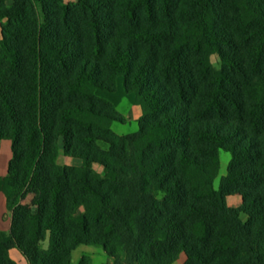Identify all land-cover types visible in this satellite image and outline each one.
Wrapping results in <instances>:
<instances>
[{
	"label": "trees",
	"instance_id": "trees-1",
	"mask_svg": "<svg viewBox=\"0 0 264 264\" xmlns=\"http://www.w3.org/2000/svg\"><path fill=\"white\" fill-rule=\"evenodd\" d=\"M3 140L0 264H264V0H0Z\"/></svg>",
	"mask_w": 264,
	"mask_h": 264
},
{
	"label": "rangeland",
	"instance_id": "rangeland-1",
	"mask_svg": "<svg viewBox=\"0 0 264 264\" xmlns=\"http://www.w3.org/2000/svg\"><path fill=\"white\" fill-rule=\"evenodd\" d=\"M65 2H74V0H64ZM40 14V9H39ZM40 19L43 24V17L40 14ZM212 63H216L218 58L216 55L210 57ZM118 112L121 115H125L128 122L126 124H119L113 123L112 129L117 134H126L136 130V121L140 116V108L135 106H128L125 102L121 103L118 107ZM11 158V143L8 140H3L0 142V230L8 231L10 227V213L6 209L5 205V192H4V177L7 171V165ZM65 164L68 165H81V162L78 160H73L69 158L62 159ZM230 160V156L226 152H221L220 155V166H219V173L217 178L214 181L215 187L218 186L219 180L221 177L226 175L228 163ZM95 170L99 173H102V168L100 166H94ZM30 197H28L25 202L29 203ZM227 204L230 207H238L241 204V198L239 196H232L227 198ZM242 221L246 220L244 215H241ZM46 245V244H45ZM87 255L89 256L94 264H101L104 262H110V259L104 254L103 250L99 247H80L74 254H73V261L76 264L81 256ZM12 259L17 262V264H27L23 257L18 253L17 250L11 251ZM184 256H181L178 261L174 264H183Z\"/></svg>",
	"mask_w": 264,
	"mask_h": 264
}]
</instances>
